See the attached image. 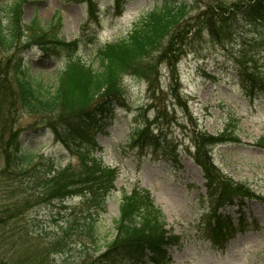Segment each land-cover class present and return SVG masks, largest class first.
I'll list each match as a JSON object with an SVG mask.
<instances>
[{
    "label": "rangeland",
    "instance_id": "obj_1",
    "mask_svg": "<svg viewBox=\"0 0 264 264\" xmlns=\"http://www.w3.org/2000/svg\"><path fill=\"white\" fill-rule=\"evenodd\" d=\"M15 1L0 0L2 19L5 20L9 5ZM162 1L24 0L23 23L36 19L43 25L48 24L58 13L59 36L66 41L79 38L80 44L76 50L60 49L55 55L41 54L34 44L19 45L6 53L0 49V67L11 75L14 66L28 64L32 73L49 83H53L71 58L97 68V49L126 37L138 20ZM221 1L229 5L232 0ZM230 31L231 38L221 43L203 32L191 39L180 54H174L170 64L154 59L138 74L124 75V98L98 118L89 144L63 145L49 129L40 128V118L19 114L15 127L20 129L24 150L54 158L63 166L77 165L79 154L89 151L117 173L114 189L105 197L103 211L96 209L92 202H83L82 196L24 206L31 208L19 217V223L26 229L28 239L36 242L29 251L32 264L94 262L97 250L103 251L114 238L113 220L118 216L119 204L133 189L149 190L163 212L166 230L178 238L175 245L167 247L169 264H264V148L256 145L259 141L264 145V93L245 91L231 61L244 46L249 48L247 51L258 68L264 70L263 46L257 45L264 37V22H249L237 11ZM143 127L148 137L137 139L136 133ZM224 131L226 136H233L234 131L239 142L226 140L202 148L206 149L219 176L243 185L249 196L242 198L241 204L236 196L234 205L226 204L213 214L203 171L193 155L201 135L217 136ZM154 143L160 144L154 146ZM174 154L177 164L168 159ZM8 201L12 206L19 201L21 204L22 199ZM87 212H93L96 219L94 243L86 234L78 233L79 221L65 239L70 249L62 254H46L45 243L59 232L65 218L82 220ZM215 215L229 218L237 228L222 243L208 240L206 236L205 227ZM7 248L0 247V252L12 254ZM102 264L115 263L106 260ZM119 264L151 263L140 256L124 259Z\"/></svg>",
    "mask_w": 264,
    "mask_h": 264
},
{
    "label": "trees",
    "instance_id": "obj_2",
    "mask_svg": "<svg viewBox=\"0 0 264 264\" xmlns=\"http://www.w3.org/2000/svg\"><path fill=\"white\" fill-rule=\"evenodd\" d=\"M189 1L163 0L158 7L147 11L126 37L97 49V68L81 59L71 58L53 83H49L32 73L28 64L14 66L11 75L0 67V247L8 246L7 250L12 253L0 252V264L34 263L29 258V251L36 242L28 239L26 229L19 223V217L31 208L24 206L82 196L83 202H92L96 209L103 211L105 197L114 189L117 177L114 168L104 165L89 151L79 154L77 165L63 166L54 158L24 150L20 129L15 127L20 113L40 118V128L49 129L54 139L63 145L89 144L91 130L98 118L124 98V75L138 74L154 59L170 64L174 54H180L191 39L200 37L203 32L217 43L229 40L233 15L237 11L249 22H264V0H232L229 5L221 0ZM23 2H13L5 20L0 17V49L4 53L19 45L31 44L38 46L43 55L78 48L79 38L66 41L59 36L61 18L58 13L48 24L43 25L36 19L23 23ZM193 10L198 12L192 15ZM257 45H262L264 50V37ZM247 50L249 48L241 46L232 57L236 77L245 91L264 93V70L258 68ZM136 134L140 140L148 137L146 127ZM231 135L226 136V131L217 136L201 135L195 144L193 160L203 171L205 192L213 206V214L219 207L233 204L234 197L238 196V204H241V199L249 196L243 185L219 176L206 149L202 148L226 140L239 142L234 131ZM149 137L157 140L154 136ZM256 145L264 148L261 141ZM168 159L173 164L178 162L176 154L169 155ZM9 198H16V202L22 199L21 204L19 201L11 206ZM92 213L87 212L82 220L65 218L59 232L45 243V253L62 254L70 249L65 239L79 221L78 233L86 234L94 243L96 219ZM113 225L114 238L103 251L97 250V257L89 264H102L106 260L119 264L124 259L140 256L151 264H169L167 247L175 245L178 238L166 230L163 212L147 189H133L123 196ZM236 231L232 221L220 215H215L212 223L205 227L207 239L218 243L226 241Z\"/></svg>",
    "mask_w": 264,
    "mask_h": 264
}]
</instances>
